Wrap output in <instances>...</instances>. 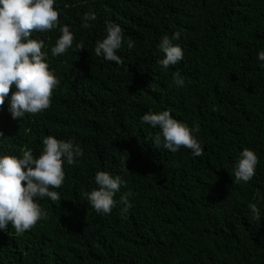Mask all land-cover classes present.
<instances>
[{"label":"trees","instance_id":"16d2710c","mask_svg":"<svg viewBox=\"0 0 264 264\" xmlns=\"http://www.w3.org/2000/svg\"><path fill=\"white\" fill-rule=\"evenodd\" d=\"M61 24L85 49L52 57L58 30L33 33L44 40L49 67L60 84L42 113L13 119L8 98L0 106V155L34 157L52 135L73 139L84 155L64 164L60 202L38 198L49 213L32 229L0 232V264H264V215L247 205L264 194V0H57ZM96 20L82 27L85 13ZM106 21L121 26L122 63L94 54ZM180 34L184 59L161 69L164 35ZM179 71L183 88L172 83ZM13 89L10 88L9 97ZM148 109L169 110L199 126L204 154L176 153L152 142L158 129L141 125ZM259 163L247 184L235 182L233 163L243 148ZM126 181L127 214L118 205L97 214L84 197L97 171ZM24 182H22L23 186ZM264 212V200L258 205Z\"/></svg>","mask_w":264,"mask_h":264},{"label":"clouds","instance_id":"9594fccd","mask_svg":"<svg viewBox=\"0 0 264 264\" xmlns=\"http://www.w3.org/2000/svg\"><path fill=\"white\" fill-rule=\"evenodd\" d=\"M57 0H0V106L8 98V111L13 119H23L27 114L36 115L51 106L54 90L60 84L48 64V54L42 49L44 40L32 38L33 33H49L58 30L59 36L50 48L52 57L66 55L70 49L76 52L85 49L83 41H75L70 26L61 24L56 9ZM96 20L93 13H85L82 27L89 28ZM103 39L95 42L94 54L105 61L122 63L118 51L126 44L131 51L135 47L132 39H124L121 26L106 21ZM178 32L160 38L157 48L162 53L158 60L161 69L175 67L184 59ZM259 66L264 69V50L257 52ZM172 83L177 88L185 86V80L177 71ZM10 88L13 89L10 97ZM141 125L158 129L151 137L157 148L176 153L181 148L191 155L200 157L204 147L198 139L199 126L182 122L169 110L154 112L151 109L139 117ZM84 155L79 143L73 139H57L52 135L42 140V150L34 157L31 149L23 151L22 157L0 155V232L11 224L16 233L32 229L39 221L48 218V211L40 206L38 198H49L60 202V194L54 189L62 187L65 179L63 165H73ZM259 159L254 150L243 148L233 163V176L237 184L250 182L256 175ZM95 188L84 193L87 202L100 215L108 216L115 207L122 205L121 212L127 214L130 207V191L115 196L126 181L120 175L97 171L94 175ZM22 182H24L22 186ZM264 194L257 192L247 207L255 219L264 212L258 206Z\"/></svg>","mask_w":264,"mask_h":264}]
</instances>
